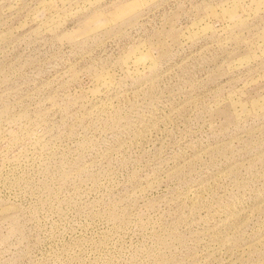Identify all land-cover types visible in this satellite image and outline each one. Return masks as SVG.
I'll return each mask as SVG.
<instances>
[{
  "label": "rangeland",
  "instance_id": "374dc122",
  "mask_svg": "<svg viewBox=\"0 0 264 264\" xmlns=\"http://www.w3.org/2000/svg\"><path fill=\"white\" fill-rule=\"evenodd\" d=\"M0 264H264V0H0Z\"/></svg>",
  "mask_w": 264,
  "mask_h": 264
}]
</instances>
